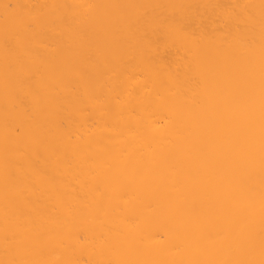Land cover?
Here are the masks:
<instances>
[{
    "label": "bare ground",
    "instance_id": "bare-ground-1",
    "mask_svg": "<svg viewBox=\"0 0 264 264\" xmlns=\"http://www.w3.org/2000/svg\"><path fill=\"white\" fill-rule=\"evenodd\" d=\"M0 264H264V0H0Z\"/></svg>",
    "mask_w": 264,
    "mask_h": 264
}]
</instances>
